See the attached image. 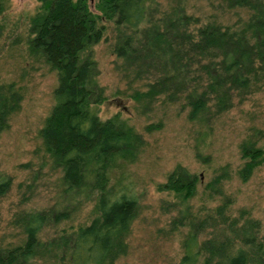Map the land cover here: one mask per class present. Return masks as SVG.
Returning a JSON list of instances; mask_svg holds the SVG:
<instances>
[{"label":"trees","instance_id":"trees-1","mask_svg":"<svg viewBox=\"0 0 264 264\" xmlns=\"http://www.w3.org/2000/svg\"><path fill=\"white\" fill-rule=\"evenodd\" d=\"M37 1L28 49L56 71L53 104L39 133L50 168L59 172L61 206L14 211L7 224L18 231L8 235L12 238L0 234V264H115L128 250L139 199L130 182L111 184V174L137 159L144 138L118 112L99 116L107 97L98 83L93 46L103 37L105 21L117 31L113 51L120 69L145 80L144 89H134L131 97L143 104L158 95L170 102L183 97L188 118L209 125L214 114L233 106L235 97L264 91V0H219L222 7L245 9L247 17L236 25L210 19L197 27L183 0H171L167 8L158 0ZM12 84H0V133L21 99ZM160 126L149 123L146 129ZM260 133L257 128L240 143L243 162L236 174L241 181L264 164ZM209 134L200 130L199 139L204 142ZM196 155L209 161L208 153ZM216 171L203 185L209 198L218 197L213 212L199 217L184 205L172 220L174 227H188L180 264H264L261 225L245 209L231 215V196L220 202V179L231 173L227 163ZM199 181L197 173L178 165L158 188L185 201L197 193ZM11 184V176L0 170V199ZM88 201L94 202L88 223L41 238L46 226L70 219ZM217 224L216 234L201 239L207 225Z\"/></svg>","mask_w":264,"mask_h":264},{"label":"rangeland","instance_id":"rangeland-1","mask_svg":"<svg viewBox=\"0 0 264 264\" xmlns=\"http://www.w3.org/2000/svg\"><path fill=\"white\" fill-rule=\"evenodd\" d=\"M158 1L167 8L171 0ZM1 3L0 84L6 87L13 83L21 95L19 106L9 116L7 128L0 133V170L12 178L9 191L0 199V234L6 233L12 238L8 235L16 233L18 228L7 223L14 211L61 206L58 204L59 172L50 168L39 133L53 104L57 76L41 55L28 49L30 16L37 10L38 1L2 0ZM183 3L185 11L198 19L194 27L210 19L236 25L248 15L239 7H222L219 0H183ZM105 23L103 37L93 46L98 83L107 97L99 105V116L106 119L118 112L144 138L137 159L111 174V184L130 182L139 199L138 212L127 236L128 250L115 264H180L182 240L188 227H174L172 220L182 214L179 209L184 205L199 217L213 212L218 197L209 198L203 185L226 163L231 176L220 179V202L225 195L231 196V215L245 209L264 231V164L247 181H241L236 174L243 162L240 143L245 136L260 129L259 145L264 147V91L248 94L243 100L235 97L233 106L214 114L209 125L188 118L189 108L183 97L170 102L166 96L158 95L151 104L138 102L131 93L136 88L144 89L145 80L133 79L132 73L125 74L120 69V59L113 51L117 31L112 21ZM149 123H161V126L149 130L146 129ZM203 129L210 132L204 142L199 139ZM198 151L208 153L209 161L197 157ZM26 162L29 165L22 166ZM178 165L200 176L197 193L185 201L158 188ZM93 203L80 205L70 219L46 226L41 238L52 237L60 228L68 230L88 223L93 216ZM218 227V224L207 225L201 239L216 234ZM34 264L43 263L35 261Z\"/></svg>","mask_w":264,"mask_h":264}]
</instances>
